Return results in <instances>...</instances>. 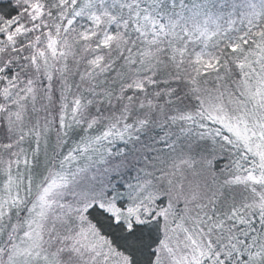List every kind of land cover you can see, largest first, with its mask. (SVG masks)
<instances>
[{"label":"snow or ice","instance_id":"obj_1","mask_svg":"<svg viewBox=\"0 0 264 264\" xmlns=\"http://www.w3.org/2000/svg\"><path fill=\"white\" fill-rule=\"evenodd\" d=\"M0 264H264V0H0Z\"/></svg>","mask_w":264,"mask_h":264}]
</instances>
